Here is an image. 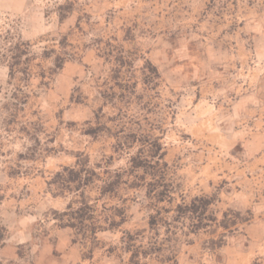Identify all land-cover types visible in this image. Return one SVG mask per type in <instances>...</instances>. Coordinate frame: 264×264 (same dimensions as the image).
Instances as JSON below:
<instances>
[{
	"label": "rangeland",
	"instance_id": "1",
	"mask_svg": "<svg viewBox=\"0 0 264 264\" xmlns=\"http://www.w3.org/2000/svg\"><path fill=\"white\" fill-rule=\"evenodd\" d=\"M175 261L264 264V0H0V264Z\"/></svg>",
	"mask_w": 264,
	"mask_h": 264
},
{
	"label": "trees",
	"instance_id": "2",
	"mask_svg": "<svg viewBox=\"0 0 264 264\" xmlns=\"http://www.w3.org/2000/svg\"><path fill=\"white\" fill-rule=\"evenodd\" d=\"M94 131V130H93ZM92 133H94V132H92ZM118 146H119V148L118 149H122V148H125V144H118ZM152 158H154L155 156H151ZM150 163V161H148L147 159H145V158H143V155L140 153V155H138V156H136V157H133L132 159H131V164H132V168H131V171H135L136 169H139V168H141V167H143V165L144 164H149ZM78 166L79 165H81V163L79 164V162H78V164H77ZM83 167V166H82ZM83 170V169H82ZM71 172H73L74 173V170H70ZM89 181V180H88ZM87 182V180H83V182L81 181V187L83 188H85L87 185H88V183H86ZM68 189V188H67ZM83 197H85V195H83ZM84 203V202H83ZM85 205H86V203H84ZM211 204V200H206V206H209ZM70 208V207H69ZM83 217V216H82ZM115 225H118V224H116V223H114V222H112L111 223V226H115ZM67 226H72V227H75V225L74 224H70V225H67ZM131 238V236H130V234L129 233H126V236L124 237V240L125 239H130ZM154 250H156L157 251V249L155 248ZM175 264H176V261H175Z\"/></svg>",
	"mask_w": 264,
	"mask_h": 264
}]
</instances>
